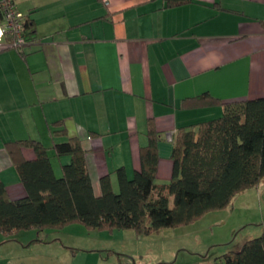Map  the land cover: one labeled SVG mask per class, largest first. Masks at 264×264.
I'll list each match as a JSON object with an SVG mask.
<instances>
[{"label": "crops", "instance_id": "0c3cea01", "mask_svg": "<svg viewBox=\"0 0 264 264\" xmlns=\"http://www.w3.org/2000/svg\"><path fill=\"white\" fill-rule=\"evenodd\" d=\"M15 4L32 34L21 47L9 46L0 17V179L11 200L25 189L4 143L40 141L59 176L69 156L57 157L51 148L67 138L52 134L55 121L81 138L99 195L102 175L109 174L115 190L116 168L128 177L139 168L150 121L162 132L156 180L170 179L177 129L222 111L220 104L182 107L183 99L264 96V0H191L172 7L163 0ZM22 154L34 157L30 148Z\"/></svg>", "mask_w": 264, "mask_h": 264}, {"label": "trees", "instance_id": "16d2710c", "mask_svg": "<svg viewBox=\"0 0 264 264\" xmlns=\"http://www.w3.org/2000/svg\"><path fill=\"white\" fill-rule=\"evenodd\" d=\"M189 2L163 0V6ZM23 27L28 40L32 31L25 16ZM4 35L11 38L9 33ZM212 104L221 105L218 117L174 133L168 181L156 180L162 132L150 121L147 143L138 150L139 168L130 177L123 167L115 169L117 191L109 174L102 175L99 195L93 192L81 138L68 136L61 120L54 122L52 134L67 138L53 142L51 148L55 156L67 155L69 161L61 164L59 176L53 172L48 148L40 141L5 142L25 195L11 200L0 179V234L7 237L31 229L41 233L78 223L88 230L131 229L137 235H148L228 207L237 194L257 187L264 178V96L221 101L203 93L181 101L182 107ZM23 148H30L34 157L25 159ZM211 264H264V230L214 257Z\"/></svg>", "mask_w": 264, "mask_h": 264}, {"label": "rangeland", "instance_id": "374dc122", "mask_svg": "<svg viewBox=\"0 0 264 264\" xmlns=\"http://www.w3.org/2000/svg\"><path fill=\"white\" fill-rule=\"evenodd\" d=\"M231 203L148 235L131 229L88 230L78 223L41 233L0 234V264H211L264 230V178Z\"/></svg>", "mask_w": 264, "mask_h": 264}, {"label": "built area", "instance_id": "2783aa9c", "mask_svg": "<svg viewBox=\"0 0 264 264\" xmlns=\"http://www.w3.org/2000/svg\"><path fill=\"white\" fill-rule=\"evenodd\" d=\"M2 32L9 33V46L19 48L25 44L23 20L24 15L16 9L15 0H0Z\"/></svg>", "mask_w": 264, "mask_h": 264}]
</instances>
